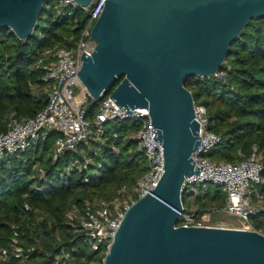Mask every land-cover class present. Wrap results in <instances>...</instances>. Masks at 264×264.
<instances>
[{
  "label": "water",
  "instance_id": "obj_1",
  "mask_svg": "<svg viewBox=\"0 0 264 264\" xmlns=\"http://www.w3.org/2000/svg\"><path fill=\"white\" fill-rule=\"evenodd\" d=\"M49 0H0V30L30 37ZM86 6L91 0H73ZM264 0H104L76 75L86 103L106 93L125 113L146 109L162 144L157 185L125 211L101 264H264V234L219 226H176L183 183L197 174L199 123L187 77L214 75Z\"/></svg>",
  "mask_w": 264,
  "mask_h": 264
},
{
  "label": "trees",
  "instance_id": "obj_2",
  "mask_svg": "<svg viewBox=\"0 0 264 264\" xmlns=\"http://www.w3.org/2000/svg\"><path fill=\"white\" fill-rule=\"evenodd\" d=\"M42 18L44 26L39 34H35V28L26 40L18 39L9 28L0 30V133L5 130L9 112L29 117L42 108L44 97H34L29 90L41 76L32 66L35 56L43 47L70 45L87 15L75 8L68 16L53 17L44 5L36 25ZM216 73L190 76L185 81L194 102L206 108L207 128L220 135L207 156L213 162H236L256 148L264 159V18L247 22ZM96 105L85 103L88 116ZM137 126L132 119L107 123L99 141L81 146L88 158L87 168L81 171H61L74 156L72 152L65 151L51 161L55 132H49L19 156L0 159V250H6L0 264L102 263L105 244L92 250L77 230L79 215L74 225L67 222L65 214L72 205L82 211L86 198L107 200L122 186L129 191L147 171V162L133 139ZM37 163L43 167V178L35 175ZM262 191L264 195V187ZM185 196L183 192L182 198ZM194 200L200 204V216L212 205L222 208L226 194L218 185L208 184ZM250 222L264 234V211L252 215ZM15 246L22 250L20 258L13 255ZM63 253L66 259H60Z\"/></svg>",
  "mask_w": 264,
  "mask_h": 264
},
{
  "label": "built area",
  "instance_id": "obj_3",
  "mask_svg": "<svg viewBox=\"0 0 264 264\" xmlns=\"http://www.w3.org/2000/svg\"><path fill=\"white\" fill-rule=\"evenodd\" d=\"M103 1L91 0L86 6H79L73 0H49L45 4V9L53 17L68 16L73 9L79 8L87 15V20L76 39L73 40V35L69 36L68 40H73L70 45L54 44L39 50L32 66L40 71L41 76L39 82L29 85V90L34 97H44L43 106L29 117H18L13 111L9 112L5 118V130L0 133L1 159L6 155L19 156L49 132H55L50 159L54 162L63 152H72L74 156L61 168L63 174H68L74 169L81 171L87 168L88 158L81 146L99 141L107 123L118 119L137 122L133 139L136 150L147 162V171L129 191L124 186L120 187L116 196L97 200L79 219L77 230L92 250H97L102 243L107 250L129 205L137 197L153 189L164 172L163 147L153 139L156 133L146 109L136 108L125 113L109 98L108 92L97 102L92 116L86 114V91L76 73L80 68L82 52L89 56L95 48L90 29L102 9ZM75 87L82 93L81 100H76L73 95ZM193 106L201 139L191 158L195 167L200 165L201 168L197 174L185 178L183 192L195 198L200 189H206L208 184L218 185L226 194V203L222 208L205 209L200 216L197 215V209L187 211L182 203L183 210L179 214L181 220L176 226H217L208 224L207 221L212 213L222 210L239 219L241 224L235 228L257 231L251 224L250 217L264 211V164L261 153L254 148L249 156L236 162L210 160L207 153L219 142L220 135L207 128L206 108L195 102ZM34 172L36 176L43 178L41 164L34 168ZM15 241L13 239L14 243ZM13 255L17 258L22 256L19 246L14 247ZM0 256L5 258V249L0 250ZM66 258L65 253L60 256V259Z\"/></svg>",
  "mask_w": 264,
  "mask_h": 264
},
{
  "label": "rangeland",
  "instance_id": "obj_4",
  "mask_svg": "<svg viewBox=\"0 0 264 264\" xmlns=\"http://www.w3.org/2000/svg\"><path fill=\"white\" fill-rule=\"evenodd\" d=\"M36 29H35V34L38 35L40 30L43 28L44 26V21L43 18L40 19L36 25ZM73 95L75 96L76 100H81L82 99V93L80 92L78 87H75L73 90ZM134 135V133H133ZM261 160L264 163V159L262 157V153H261ZM39 165V163H37L34 168ZM112 198V197H110ZM109 198V199H110ZM100 199H93L92 201H90L88 198H86L84 200V207L83 210L80 211L78 209V207L76 205H72L70 208H68V210L66 211L65 217L67 219V222L69 224H76V216L79 215L80 219L84 216L85 212L97 201ZM183 203L184 206L186 208V210H190V209H197L200 208V204L195 202L194 198H192L191 195L185 196L183 199ZM216 207L215 205H212L210 207H208L207 209ZM79 222V221H78ZM208 224L211 225H217V226H222V227H231V228H235V227H239L240 226V221L237 217L232 216L222 210H219L218 212H214L209 216V220L207 221ZM260 232V231H259Z\"/></svg>",
  "mask_w": 264,
  "mask_h": 264
}]
</instances>
